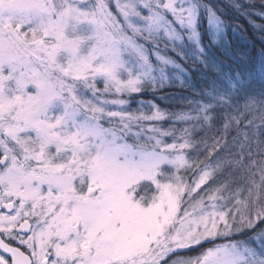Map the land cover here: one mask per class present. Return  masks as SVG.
<instances>
[{
    "label": "snow or ice",
    "instance_id": "1",
    "mask_svg": "<svg viewBox=\"0 0 264 264\" xmlns=\"http://www.w3.org/2000/svg\"><path fill=\"white\" fill-rule=\"evenodd\" d=\"M0 264H264V0H0Z\"/></svg>",
    "mask_w": 264,
    "mask_h": 264
},
{
    "label": "trees",
    "instance_id": "2",
    "mask_svg": "<svg viewBox=\"0 0 264 264\" xmlns=\"http://www.w3.org/2000/svg\"><path fill=\"white\" fill-rule=\"evenodd\" d=\"M231 17L233 19H236L239 21V23L243 24L247 29V39H244L243 37L240 36H230V39H234L236 40V47L237 50H243L246 51L248 53V55L255 61V66L258 69L259 68V63H260V48H261V43L260 40L258 38L259 34L253 33V30L251 28V26L248 24V21L245 17L243 16H237L235 13H231L230 14ZM257 21H261V18L259 16H257L255 18ZM233 67L236 68L237 70H239L240 68L243 67V65H240L238 63H234ZM143 99L145 100H152L153 97L151 94H148L147 96L143 97ZM157 102L161 104V106L163 107L166 103H168L167 101H163L160 100L159 98H157ZM135 107V105H134Z\"/></svg>",
    "mask_w": 264,
    "mask_h": 264
}]
</instances>
